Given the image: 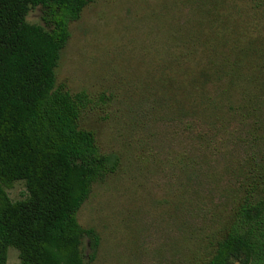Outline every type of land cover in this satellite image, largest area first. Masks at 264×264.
<instances>
[{
  "label": "rangeland",
  "instance_id": "rangeland-1",
  "mask_svg": "<svg viewBox=\"0 0 264 264\" xmlns=\"http://www.w3.org/2000/svg\"><path fill=\"white\" fill-rule=\"evenodd\" d=\"M70 31L57 87L88 93L79 127L118 160L78 211L85 264H205L264 197V0H94Z\"/></svg>",
  "mask_w": 264,
  "mask_h": 264
},
{
  "label": "trees",
  "instance_id": "trees-1",
  "mask_svg": "<svg viewBox=\"0 0 264 264\" xmlns=\"http://www.w3.org/2000/svg\"><path fill=\"white\" fill-rule=\"evenodd\" d=\"M93 1L0 0V264L10 247L19 264H85L84 236L99 244L78 211L118 160L79 127L88 93L57 87L55 74L71 22ZM36 6L46 25L27 20ZM19 180L29 197L14 201L8 189ZM205 264H264V197L235 209Z\"/></svg>",
  "mask_w": 264,
  "mask_h": 264
}]
</instances>
